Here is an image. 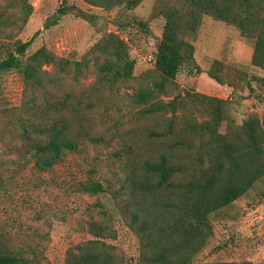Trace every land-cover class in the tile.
I'll list each match as a JSON object with an SVG mask.
<instances>
[{"label": "rangeland", "instance_id": "rangeland-1", "mask_svg": "<svg viewBox=\"0 0 264 264\" xmlns=\"http://www.w3.org/2000/svg\"><path fill=\"white\" fill-rule=\"evenodd\" d=\"M160 7L158 0H142L134 8L126 1L111 10L83 0H0V61L14 42L36 36L28 56L46 47L59 57L89 64L85 78L78 82L45 67L57 81L37 91L27 88L18 72L0 75V241L28 264H66L69 249L96 239L90 232L92 223L106 227L105 241L124 264L138 263L141 242L128 226L130 218L124 217L126 196L119 190L125 174L114 154L133 142L150 154L151 129H164L163 117L141 115V107L132 100L141 83H151L156 77L150 71L166 23L162 16H156ZM60 9H66L67 14L62 16ZM54 21L57 24L46 29ZM141 21L147 23V31L139 26ZM108 33L125 39L136 61L134 79L114 94L98 88L96 64L104 59L91 52ZM192 44L196 64L202 70L194 81V92L225 101L220 132L234 137L253 114L264 121V86L259 81L251 80V89L238 85L234 91L207 74L220 62L232 82L237 83L238 72H245L249 79L264 78V69L252 63L254 42L236 27L204 16ZM178 93L182 89L174 87L170 94ZM69 96V103L82 102L92 134L53 169L40 171L30 154L23 155L19 121L29 117L26 110L33 106V98L41 103L45 97L56 102ZM179 115L184 122L192 117L207 118V112L190 99ZM92 179L100 181L105 192H81L79 184ZM210 220L213 234L192 264H264V176Z\"/></svg>", "mask_w": 264, "mask_h": 264}, {"label": "trees", "instance_id": "trees-1", "mask_svg": "<svg viewBox=\"0 0 264 264\" xmlns=\"http://www.w3.org/2000/svg\"><path fill=\"white\" fill-rule=\"evenodd\" d=\"M83 1L111 10L126 1L134 8L142 0ZM158 2L161 7L156 16H162L166 23L155 66L150 71L156 77L151 83H141L132 100L141 107V115H149L151 119L163 117L164 129H151L150 154L133 142L114 155L125 174L119 190L126 196L124 217L130 218L128 226L141 242L137 264H192L213 234L210 216L244 196L264 176V121L253 114L238 127L234 137L220 132L225 101L194 92L197 89L194 81L202 70L196 64L192 40L204 16H211L236 27L243 37L252 40V63L264 69V0ZM59 13L64 16L67 10L60 9ZM56 24V21L47 24L46 29ZM139 26L143 31L149 29L142 21ZM35 37L26 42L17 40L10 46L0 61V75L18 72L32 91L57 81V76L52 77L45 67L56 69L57 75L71 76L76 82L85 78L87 61L59 57L46 47L28 56ZM91 52L101 54L104 59L96 64L100 90L114 94L134 79L136 61L128 42L119 35H104ZM224 70L222 63L215 62L207 74L234 91L239 86L251 89V80L264 86V78L249 79L245 72H238L237 83L232 82ZM174 87L181 88L182 93L170 94ZM71 97L56 102L45 97L41 103L33 98V106L26 110L29 117L19 121L23 155L30 154L40 171L53 169L67 152L77 151L84 140L90 139L91 121L87 112L81 101L69 103ZM187 99L205 110L207 118L180 121L179 114ZM69 111L72 116L65 115ZM2 166L0 162V169ZM79 188L90 195L105 192L104 185L95 179L80 183ZM90 232L96 239L69 249L66 264L125 263L105 241L106 227L92 223ZM28 263L0 241V264Z\"/></svg>", "mask_w": 264, "mask_h": 264}]
</instances>
